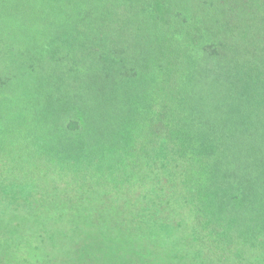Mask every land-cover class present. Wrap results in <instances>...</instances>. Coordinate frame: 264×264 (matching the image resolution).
<instances>
[{
	"label": "trees",
	"instance_id": "16d2710c",
	"mask_svg": "<svg viewBox=\"0 0 264 264\" xmlns=\"http://www.w3.org/2000/svg\"><path fill=\"white\" fill-rule=\"evenodd\" d=\"M24 5L31 20L62 26L61 35L71 36L70 31L79 25L90 27L95 39L110 38L112 46L129 37L139 42L145 39L140 54L147 56L148 64L157 73L155 98L161 110L155 131H149L146 125L136 127L138 120L127 132L128 139L108 150L100 147L98 156L86 155L73 162L61 159L60 180L67 188L57 191L48 185L41 189L28 181H12L1 187L0 195L8 196L7 206L14 215L10 224L0 218L5 238L4 245H0V264H38L23 260L4 263L6 245L18 232H29L37 238L40 235L42 243L44 239L49 242L47 247L43 243L45 264H199V254L193 253L194 243L204 245L209 241L215 248L213 253L223 258L234 250L238 253V247L232 249L237 240L248 242L257 231L264 234V148L231 138V130L223 126L232 117L230 109H217L237 101L238 95H230L227 87L242 89L248 95L241 101L259 97L264 102V56L257 64L242 57V42L253 43L249 34L264 41V0H24ZM184 10L192 17L187 18ZM149 23L155 25L157 34L148 31ZM126 24L143 28L139 27L132 36L123 31ZM189 26L193 31L189 32ZM187 35L195 40L223 41L220 62L226 76L216 84L211 86L195 77L193 55L176 39ZM112 48L109 52L125 54L124 50ZM192 82L194 86L189 88ZM235 106L243 118L245 113L239 104ZM146 119L145 112L141 121ZM67 128L77 134L82 132L77 125ZM122 151L129 156L123 166L119 164ZM230 151L240 158L246 156L253 164L243 166ZM107 177L112 178L111 183L106 182ZM163 180L165 196L164 188L159 187ZM94 184L101 189L96 190L99 194L141 190L146 201L142 226L125 233L84 221L76 227L48 232L44 222L35 216L36 204L55 205L60 196L75 189L77 193L95 194L91 192ZM245 201H249L248 206L237 207ZM161 207L170 215L177 210L188 211L192 240H187L185 232L175 237L177 229L157 225L154 218ZM50 252L54 256L47 258Z\"/></svg>",
	"mask_w": 264,
	"mask_h": 264
},
{
	"label": "rangeland",
	"instance_id": "374dc122",
	"mask_svg": "<svg viewBox=\"0 0 264 264\" xmlns=\"http://www.w3.org/2000/svg\"><path fill=\"white\" fill-rule=\"evenodd\" d=\"M151 12L153 9L148 11L149 17ZM162 12L165 13L164 8ZM26 13L29 11L25 9L24 0H0V188L12 181H28L41 189L49 185L59 191L62 187L67 188L60 180L63 175L61 159L73 162L86 155L98 156L100 147L108 150L128 139L127 132L138 120L136 127L146 125L151 132L157 130L161 110L155 98L157 73L148 64L147 56L140 54L145 39L139 42L129 37L124 43L112 46L110 38L95 39L90 35V27L79 25L75 31H70L71 36L61 35L59 28L62 26L33 21ZM183 13L187 18L192 17L188 10ZM171 24L175 25L173 20ZM139 27L143 28L126 24L123 31L133 36ZM148 27L150 33H158L154 31V24L149 23ZM188 29L193 31L191 26ZM249 35L253 43L242 42V57H249L252 64H257L264 56V41L258 35ZM176 39L178 45L192 53V67L199 82L208 81L212 86L226 76L220 62L223 41L195 40L189 35ZM111 47L124 50L125 54L109 52ZM168 81L172 82L170 78ZM192 86L193 82L188 87ZM227 88H230L226 90L230 95L238 96L234 103L217 107L219 111L226 107L232 114L223 126L231 130L230 137L238 143H253L257 149L264 148V102L259 97L241 101V97L248 96L242 89ZM236 104L245 113L243 118L235 110ZM145 112L147 119L141 121ZM75 125L82 128L81 133L68 130V126L73 128ZM240 148L235 146L233 149L241 152ZM122 153L121 166L129 159L124 151ZM230 153L245 167L253 164L244 155L240 158L238 153ZM106 182L111 183L112 178L107 177ZM165 182L163 180L159 186L164 190ZM94 185L93 193L98 188ZM102 193L68 191L64 196H58L60 200L55 205L36 204L35 216L44 222L48 232L76 227L84 221L125 233L142 226V209L146 207V201L142 199L141 190L131 194L111 190ZM8 199V196L0 195V218L10 224L14 214L7 206ZM236 205L245 207L249 201ZM154 220L157 225L177 229L175 237L185 232L187 240H192L189 231L192 222L187 210H177L176 214L170 215L161 207ZM2 232L4 230L0 229V245L5 243ZM39 236L29 232L12 235L6 245L4 263L23 260L45 264L43 243L47 247L49 242L44 239L42 243ZM244 241L237 240L233 245V250L238 247V253L234 250L223 258L213 253L215 248L207 240L204 245L194 243L193 253L199 254V264H264L263 231H257L248 242ZM53 251L56 252L57 247ZM53 256L50 252L47 258Z\"/></svg>",
	"mask_w": 264,
	"mask_h": 264
}]
</instances>
